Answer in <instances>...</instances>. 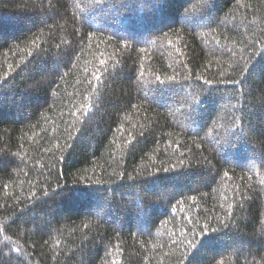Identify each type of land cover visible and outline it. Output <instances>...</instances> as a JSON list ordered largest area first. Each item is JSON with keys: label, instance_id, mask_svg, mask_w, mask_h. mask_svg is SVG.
<instances>
[{"label": "trees", "instance_id": "obj_1", "mask_svg": "<svg viewBox=\"0 0 264 264\" xmlns=\"http://www.w3.org/2000/svg\"><path fill=\"white\" fill-rule=\"evenodd\" d=\"M0 264H264V0H0Z\"/></svg>", "mask_w": 264, "mask_h": 264}, {"label": "snow or ice", "instance_id": "obj_2", "mask_svg": "<svg viewBox=\"0 0 264 264\" xmlns=\"http://www.w3.org/2000/svg\"><path fill=\"white\" fill-rule=\"evenodd\" d=\"M245 69L246 70H248V66H247V64L245 65ZM157 79H159V78H157ZM172 78L171 77H169V80H171ZM161 83H163V81H161ZM190 246H192V247H195V245L194 244H192V245H190Z\"/></svg>", "mask_w": 264, "mask_h": 264}]
</instances>
